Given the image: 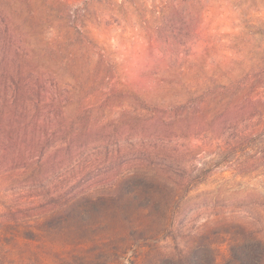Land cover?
<instances>
[{
  "label": "rangeland",
  "instance_id": "obj_1",
  "mask_svg": "<svg viewBox=\"0 0 264 264\" xmlns=\"http://www.w3.org/2000/svg\"><path fill=\"white\" fill-rule=\"evenodd\" d=\"M187 1L184 12L175 0H0L5 264H264V0ZM80 22L116 65L118 90L146 97L145 123L138 131L109 115L120 128H107L115 139L87 159L94 172L52 174L48 110L38 116L28 89L40 79L58 97L74 86L57 52L60 35ZM197 80L210 107L177 119L173 84ZM18 84L24 109L15 107ZM18 112L21 143L11 132ZM199 126L204 133L184 137ZM50 193L76 208L95 196L79 209L88 210L87 225L34 227L49 214Z\"/></svg>",
  "mask_w": 264,
  "mask_h": 264
},
{
  "label": "trees",
  "instance_id": "obj_2",
  "mask_svg": "<svg viewBox=\"0 0 264 264\" xmlns=\"http://www.w3.org/2000/svg\"><path fill=\"white\" fill-rule=\"evenodd\" d=\"M177 5L181 6L185 4L182 11L187 12L190 9V5L187 0L179 1L175 0ZM66 11L71 12L70 7L66 6ZM179 11V9H174ZM62 38V52L58 50L57 56L60 58V62L63 65L64 70L71 76L75 84L73 87L66 85L64 93H60L58 97H49L46 88L41 84L40 79L36 80L38 90L36 91L33 86L29 87V93H32V98L27 96V99L31 101L30 105L36 108L38 116H40L43 109L47 108V130H50L49 143L50 149L56 147V153L54 152L50 169L47 168L49 173L61 171H71L76 176L82 175L85 172H94V165H86L87 159L91 156L99 154L100 145L107 148L111 141L115 139L116 134H105L106 129L113 126L118 129L116 124L120 123L119 119L109 120L108 117L111 114L121 116L122 122L130 126L131 129L138 131L145 123V119L139 114L141 109L147 107V99L143 94L136 93L134 91H124V88L118 90V82H115L116 65L112 58L104 47L97 44L90 36L89 32L85 29L82 22L76 26L75 33L66 32L64 35H60ZM36 59L41 58V54H36ZM35 62L39 61L33 59ZM35 70L33 68L32 73ZM232 85V84H231ZM22 84H18L16 89V105L15 107L23 108L27 106L25 104L24 91ZM216 90L218 86H215ZM118 90V91H117ZM236 90H241L236 87ZM173 93H176L177 99L173 103V112L176 113L177 119H189L196 116L205 114L210 107L212 100H209V90L206 86V82L203 80H197L193 82L173 84ZM101 95L105 96L102 104L97 105L89 104V99H96ZM212 95V94H211ZM216 95V94H215ZM215 97V96H214ZM229 99L231 104L237 100V94ZM218 104L222 100H218L216 97L213 99ZM224 101V98H223ZM245 103H253V100L246 98ZM118 109V111H115ZM74 113H71L73 112ZM23 118V113L16 114V120L14 124H18L17 128L12 129V136L17 143H21L23 136L18 135L15 132L21 130L20 120L17 118ZM243 119L238 118L237 123ZM105 122V123H104ZM115 125V126H114ZM98 126H101L98 128ZM205 132L203 126H199L195 129L189 128L184 137H191L192 135H201ZM16 134V135H15ZM101 137L100 142L96 143L93 147L89 140L92 136ZM18 139L20 141H18ZM45 153V152H44ZM59 160V161H56ZM68 163L63 169L62 166ZM52 169V170H51ZM175 187H180L175 184ZM56 193V192H55ZM89 200L84 206L75 207L69 203L65 197L56 196L54 193L48 194L47 205L49 208V214L47 217L39 219L34 222V227L46 229V232L56 230L62 225H66L67 228H78L77 225H87L89 218H84L89 212L88 210L81 211L79 209L85 208L89 202L96 200L95 196L88 197ZM64 200H66L64 202ZM64 202V203H62ZM57 209L56 207H60ZM85 214V215H84ZM77 224V225H76ZM4 245L0 240V264H5Z\"/></svg>",
  "mask_w": 264,
  "mask_h": 264
}]
</instances>
